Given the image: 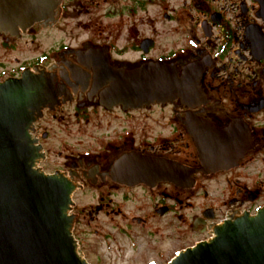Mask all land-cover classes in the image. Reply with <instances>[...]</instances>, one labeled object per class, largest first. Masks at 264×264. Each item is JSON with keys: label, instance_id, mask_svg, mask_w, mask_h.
Here are the masks:
<instances>
[{"label": "flooded vegetation", "instance_id": "1", "mask_svg": "<svg viewBox=\"0 0 264 264\" xmlns=\"http://www.w3.org/2000/svg\"><path fill=\"white\" fill-rule=\"evenodd\" d=\"M58 1L0 30V83L32 78L33 168L73 186L79 249L126 238L168 264L228 220L264 225V0ZM135 156L183 176L133 182Z\"/></svg>", "mask_w": 264, "mask_h": 264}, {"label": "water", "instance_id": "2", "mask_svg": "<svg viewBox=\"0 0 264 264\" xmlns=\"http://www.w3.org/2000/svg\"><path fill=\"white\" fill-rule=\"evenodd\" d=\"M58 6V0H0V30L45 23ZM31 80L25 76L0 83V264H89L72 233L73 186L33 168L38 154L29 132L34 121ZM127 167L133 182H178L183 176L176 166L139 156ZM168 264H264V225L248 217L228 220L208 242Z\"/></svg>", "mask_w": 264, "mask_h": 264}, {"label": "rangeland", "instance_id": "3", "mask_svg": "<svg viewBox=\"0 0 264 264\" xmlns=\"http://www.w3.org/2000/svg\"><path fill=\"white\" fill-rule=\"evenodd\" d=\"M74 140L75 137H70ZM56 146V145H55ZM82 203L93 202L92 198L80 199ZM115 243L103 237H98L95 234H89L86 239V244L82 247L83 258L89 264H146L145 253H140L137 243H132L126 238H121ZM167 264V263H156Z\"/></svg>", "mask_w": 264, "mask_h": 264}]
</instances>
